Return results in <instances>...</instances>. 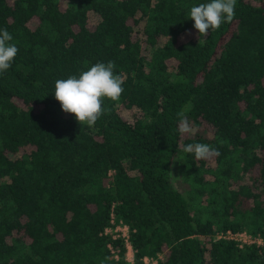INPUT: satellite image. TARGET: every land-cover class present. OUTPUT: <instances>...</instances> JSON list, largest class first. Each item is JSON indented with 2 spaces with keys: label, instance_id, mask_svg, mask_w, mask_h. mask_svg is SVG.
<instances>
[{
  "label": "trees",
  "instance_id": "trees-1",
  "mask_svg": "<svg viewBox=\"0 0 264 264\" xmlns=\"http://www.w3.org/2000/svg\"><path fill=\"white\" fill-rule=\"evenodd\" d=\"M207 2L0 0L18 48L0 74V264H127L104 233L112 214L134 264H264L212 240L264 235V0H236L233 20L199 37L190 9ZM109 61L124 91L80 125L55 82ZM196 142L219 155L183 151Z\"/></svg>",
  "mask_w": 264,
  "mask_h": 264
},
{
  "label": "clouds",
  "instance_id": "clouds-1",
  "mask_svg": "<svg viewBox=\"0 0 264 264\" xmlns=\"http://www.w3.org/2000/svg\"><path fill=\"white\" fill-rule=\"evenodd\" d=\"M236 0H210L200 3L190 9V19L199 37H205L210 30L219 29L222 23L231 22L235 15ZM13 36L7 29H0V74L6 72L18 53V48L11 43ZM114 62H98L79 77L70 76L55 82L54 96L64 113L74 114L80 125L92 127L101 116L106 114L102 107L104 98L118 101L124 89L122 75L114 74ZM178 131L182 135H194L191 126L183 112L178 113ZM185 153H192L197 160H207L219 155L217 149L205 143H190L184 146Z\"/></svg>",
  "mask_w": 264,
  "mask_h": 264
},
{
  "label": "built area",
  "instance_id": "built-area-1",
  "mask_svg": "<svg viewBox=\"0 0 264 264\" xmlns=\"http://www.w3.org/2000/svg\"><path fill=\"white\" fill-rule=\"evenodd\" d=\"M105 234H109L113 240L121 239L126 247L125 260L127 264L133 263V251L129 243V229L121 221H117L113 214L111 215L110 227L106 228ZM213 241H227L232 242L238 249L244 247H255L259 252L264 253V235H252L246 231H232L226 230L221 233H217L213 238ZM111 252L117 258V252L112 250L111 246H108ZM130 255V257H128ZM156 261L152 259H145L143 264H155Z\"/></svg>",
  "mask_w": 264,
  "mask_h": 264
},
{
  "label": "rangeland",
  "instance_id": "rangeland-1",
  "mask_svg": "<svg viewBox=\"0 0 264 264\" xmlns=\"http://www.w3.org/2000/svg\"><path fill=\"white\" fill-rule=\"evenodd\" d=\"M119 112L123 116V118L130 121L134 120L138 116V114L136 113L128 112L122 109H119ZM186 137L192 138L193 135H182V138H186ZM173 176H174L175 186H177L180 190H182V188H186V185L183 182V179L181 177V172H179L178 167L175 168L174 173L172 172V177ZM128 257H130V255Z\"/></svg>",
  "mask_w": 264,
  "mask_h": 264
}]
</instances>
